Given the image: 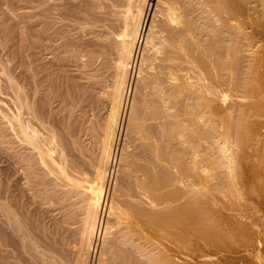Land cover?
<instances>
[{"label": "bare ground", "instance_id": "obj_1", "mask_svg": "<svg viewBox=\"0 0 264 264\" xmlns=\"http://www.w3.org/2000/svg\"><path fill=\"white\" fill-rule=\"evenodd\" d=\"M48 1L44 28L32 31L34 23H26L33 27L27 28L30 66H20L23 49L20 62L15 54L21 75L13 71L18 64L8 67L0 60V80L6 84L1 82L6 87L0 95L1 89L8 90L14 107L7 101L12 110L3 112L5 122L0 117V126L7 124L12 133L3 134L11 143L5 159L11 161L6 159L7 175L0 168V264H92L97 252L96 264H222L229 256L234 264H254L255 259L244 260L230 248L237 233L242 238L233 227L249 230L253 220L261 222L260 216L254 219L258 200L255 182L248 177L255 167L247 164H253L249 157L262 142H253L255 124L249 119L260 107L257 99L250 102L260 94L252 71L254 61L262 58L252 39L264 40V0H82L79 8L73 0ZM54 10L63 17L57 16L61 26L70 19L72 24L73 18L82 21L76 20L77 28L83 27L78 23L86 25L89 36L72 41L79 43L72 52L66 47L71 37L62 36L69 31L67 24L59 32L55 18H49ZM65 16L70 19L63 20ZM45 37L59 43L51 45ZM12 53L8 51L9 57ZM72 64L74 75L67 70ZM66 71L72 73L71 81ZM56 99L68 108L54 106ZM61 110L67 116L58 115ZM56 115L67 120L58 125ZM240 147L248 149L238 155ZM116 148L125 181L117 179L126 185L118 184L124 188L120 203L110 198L102 222L99 203L112 176ZM12 182L20 184L19 195L8 190ZM41 187L45 194L40 195L51 202L45 208L54 214L46 227L41 224L42 231L33 232L32 216L23 209L25 193H38Z\"/></svg>", "mask_w": 264, "mask_h": 264}, {"label": "rangeland", "instance_id": "obj_2", "mask_svg": "<svg viewBox=\"0 0 264 264\" xmlns=\"http://www.w3.org/2000/svg\"><path fill=\"white\" fill-rule=\"evenodd\" d=\"M6 1H8V2H6ZM26 1H27V2H26ZM31 1H32L33 3H28V2H31ZM41 1H42V2H41ZM46 1H48V0H45V1H44V0H35V1H34V0H18V1H17V0H16V2H18V3H16V2L13 3L14 1L11 2V0H0V3H1V4H0V7H1L0 14H4L3 16H5V18H4L2 15H0V22H3V25H2V23H1L2 31H0V37H1V36L4 37V38L1 37L2 39H4V41H2L1 38H0V40H1V41H0V44H1V42H2L1 46L3 45L2 47L4 48V49H2V47H1V49H0V60L2 59V60H1L2 62L6 61V63H3L4 66H5V64H6V65L8 64V65H10V66L12 65L14 68L17 67V64H18V62L21 61L20 59H21V56H22L23 54H24V55L22 56V60H23V62L21 61V63H22L23 65H22L21 63H19V64H21L20 66L23 67V69H24L26 66H30V64H31V63H30L31 60H29V59H31V57L29 58V56H30V54L32 53V47H30V46H31V41H32V40H31V38L29 39L28 36H30V33H31L30 29H32L34 26H35V27L32 29V31H36V30H39V29H43V28H44L43 26H45V22H46L45 19L47 20V17H46L47 15H46V13H45V12H46V11H45V10H46V6H47ZM60 1H61V0H60ZM77 1H78V2H77ZM79 1H80V2H79ZM39 2H40V3H39ZM48 2H50V0H49ZM74 2L76 3L75 5L78 4V5L80 6L81 3H82V0H73V3H74ZM27 3H28V4H27ZM42 3H45V4H42ZM4 4H5V5H4ZM13 4H14V5H13ZM16 4H18V5H16ZM19 4H20V5H19ZM38 4H39V5H38ZM2 5L5 6V7H3ZM8 5H9V6H8ZM12 5H13V6H12ZM25 5H26V7H25ZM40 5H41V7H40ZM78 5H77V6H78ZM21 6L24 7V8L22 9ZM31 6H32V7H31ZM36 6H37V7H36ZM44 6H45V9L43 8ZM79 6H78V8H79ZM81 6H82V5H81ZM12 7H13V8H12ZM19 7H20V9H19ZM30 7H31V8H30ZM36 8H37V9H36ZM39 8H40V9L42 8L41 10H39V11H41V13L38 12V9H39ZM16 9H17V10H16ZM22 10H23V11H22ZM24 10H26V13H24V12H25ZM33 10H35L34 12H35L36 14L38 13V15H36V14L33 12ZM36 10H37V11H36ZM1 11H2V12H1ZM3 11H4V12H3ZM5 11H6V12H5ZM13 11L15 12V14H14ZM27 11H28V16H29V15H30V17L32 16L31 19H30V17L27 16ZM31 11H32V12H31ZM56 11H57V10H56ZM56 11L54 10V11L49 15V18H50V19H51V18H52V19L55 18V19H54V21H55V24H54L55 26H54V27L57 28L59 32H62L63 30L65 31L66 29L69 30L68 33H67V31H65V32H62L63 34H62V33H61V34H62V36H64V35L66 34L65 37H71V39H72L71 42H69V39H68V38H66V39L68 40L69 43H73V45H72V44H68V42H66V43H67V44H66V45H67L66 47H68V45H70V47H68L69 49H68V48H67V49H68V51H71V52H72L71 47H72V48H74V47H75V48H79V46H78L79 43L76 44V45L74 46V44H75V42H76L75 40H77L79 37H81L82 40L84 41V40L86 39L84 36H86V37L89 36V35L87 34V32L85 33V31H86V29H85V28H86V25H84V24H85L84 22H83V24L78 23V25L80 24V25L83 26V27L80 26L79 28H81V29H79V28L76 27V25H77V24H76V20H77V22H82L80 19H79V20L76 19V18L74 19L73 17H75V16H71V17L73 18L74 21H72L73 23L71 22L72 24H69V23H70V20H72V19H70V16H69V17H68V16H65L66 18L64 17L63 20H65V19H67V18H69L70 20L68 19L69 21H67V20L63 21L64 25L61 26V23H62V22H61V20H60L61 18H59V17H62V16L56 15V14L58 13V11H57V12H56ZM10 12H12V13H10ZM21 12H23V13H21ZM29 12H30V13H29ZM16 13H17V14H16ZM18 13H19V14L21 13V14L18 15ZM33 13H34L35 15H34ZM53 13H54V14H53ZM5 14H9V15H5ZM23 14H25V15L27 16V19L29 18L30 20H27L26 17H23V19H25L26 21L23 20V19H22ZM31 14H32V15H31ZM44 14H45L46 16H45ZM21 15H22V16H21ZM42 15H43L45 18H44ZM51 15H53V16L56 15V17L59 16V17H57V19L59 18V19H58V22H57L56 17H55V16L52 17ZM6 16H8L9 18L6 17ZM33 16H34V17H33ZM39 16H40V17H39ZM41 16H42V17H41ZM50 16H51V17H50ZM2 17H3V18H2ZM13 17H14V18H13ZM1 18H2V19H1ZM35 18H36V20H35ZM38 18H39V19H38ZM62 18H63V17H62ZM6 19H7V20H6ZM15 19H16V20H15ZM21 19H22V20H21ZM41 19H42V20H41ZM8 20H9V22H7ZM33 20H34V21H33ZM38 20H39V21H38ZM16 21H17V22H16ZM20 21H21V22H20ZM28 21H30L31 23H34V24H32L33 27H32V26H28V25H31L30 22H28ZM32 21H33V22H32ZM36 21H38V22L41 23V24H39V23L36 22ZM41 21H43L44 25H42L43 23H42ZM44 21H45V22H44ZM27 22H28V23H27ZM35 22H36L37 24H36ZM66 22H68V23H66ZM4 23H5V24H4ZM10 23H11V24H10ZM19 23H20V26L22 27V28L20 27L22 30L25 28L24 31H22V30L16 28V27L19 28ZM22 23H23V24H22ZM24 23H25V26H27V27L24 26ZM26 23H27L28 25H26ZM246 23H247V22H246ZM7 24H8V25H7ZM12 24H13V25H12ZM15 24H16V25H15ZM17 24H18V25H17ZM66 24H67L68 27L70 26V27H69L70 29H69L68 27H67L66 29H65V28L63 29V26L65 27ZM68 24H69V25H68ZM248 24H249V23H248ZM248 24H247V25H248ZM4 25H5V26H4ZM14 25H15L16 27H14ZM39 25H40V26H39ZM73 25H75V26H73ZM59 26H61V29L58 28ZM71 26H72L73 28H72ZM248 26H249V25H248ZM3 27H4V31H6V30H7L8 32L10 31V32H9V33H10V34H9L10 36H9L8 34H6V35L3 36V34L8 33L7 31H6V32L3 31ZM6 27H7V28H6ZM28 27H29V28L32 27V28L27 29ZM40 27H41V28H40ZM42 27H43V28H42ZM84 27H85V28H84ZM1 28H0V30H1ZM8 28H9V29H8ZM11 28H12V29H11ZM36 28H37V29H36ZM75 28H76V29H75ZM82 28H83V29H82ZM16 29H17V30H16ZM62 29H63V30H62ZM84 29H85V30H84ZM21 31H22V32H21ZM26 31H27V32H26ZM28 31H29V35H28ZM2 32H4V33H2ZM24 32H25V33H24ZM83 32H84V33H83ZM13 33H14V34H13ZM20 33H21V34H20ZM22 33H23V34H22ZM78 33H79V34H78ZM80 33H81V34H80ZM1 34H2V35H1ZM68 34H70V35H68ZM13 35H14V36H13ZM19 35H20V36H19ZM72 35H73L74 37H77V35H78V37L75 39V38H72V37H73ZM87 35H88V36H87ZM7 36H9V37H7ZM82 36H83V37H82ZM13 37H14V38H13ZM21 37H22V38H21ZM23 37H24V38H23ZM30 37H31V36H30ZM12 38H13V39H12ZM16 38H17V41L15 40ZM20 38H21L22 40H21ZM45 38L47 39V37H45ZM50 38H51V37H50ZM8 39H9V40H8ZM27 39H29V41H27ZM46 39L43 38V40H42V39H41V40L44 41V40H46ZM23 40H24V41H23ZM82 40L80 39L79 41L83 42ZM252 40H253V43L255 42V44H257L258 47L260 48V49L258 48V50H260L261 52L259 51L258 54H259V57L262 56V58L260 57L262 60L259 59L260 61H259V60H258V61L256 60L257 62L254 61V63H253V65H254V66H253V69H254V68H255V69H254V71H252V74H253L252 76H253V78H255V79H254V82H256V83H254V82H253V83H254V84H259V85H258V88H259V90H260V94H258L257 96L255 95V97H254L255 99H253V100L250 101V102L252 103V102H254V101L257 99L256 101L260 104V105L258 104V105L260 106V107H258L260 110L258 109V111L256 110V113L250 115V119H249V121H250V120L253 121V122L251 121L252 126L255 124V126H253V129H252L253 131L251 132V133H252L251 138L253 139V142L255 141V143H256V145H257V141H258V142H261V139H262V142H263V143H262V142H261V143H258V146H256L255 153L252 152L253 154H255V155H254L255 159H254L253 156H252L253 158L249 157V159L252 160L251 163H253V164H249V163H248L249 165L247 164V168H248L250 165H251V166L253 165V167H255V168H252V167H251L253 170L250 169L251 171H248V177H249V179L252 181V183L255 182V183L253 184V185H254L253 187H255V186L257 187V186H258L257 188H256V187L254 188V189H255V190H254V193L256 192V193H255V197H254V199H255V201H256V200H258V201H256L257 203L255 202V205H254V203H253V205L255 206V208H258V210H256V209L254 208V206H253V208H252L253 211H252V210H251V211H252L253 214H254V219H256L255 221H257V220H258V217L260 216L258 222H259V221L262 222L263 219H264V206H262V205L264 204V199H263V198H264V196H263V195H264V193H263V192H264V189H262V188L264 187V180H263V178H264V176H263L264 169L262 170V168H264V106H263V105H264V104H263V103H264V57H263L264 55H262V54H264V49H263V48H264V40H261V39L259 40V39H257V37L253 38ZM258 40H259V41H258ZM8 41H9V42H8ZM18 41H19V42H18ZM46 41L49 42L50 40L47 39ZM55 41H57V43H59V42H58L59 40H55ZM55 41H53V42L50 41V42H51V45H52V44L54 45V44L56 43ZM72 41H75V42H72ZM4 42H5V44H4ZM6 42L9 43L8 46H7L8 48L5 46V45L7 44ZM10 42H11V43H10ZM27 42H28L29 44H28ZM256 42H257V43H256ZM21 43H22V44H21ZM23 43H24V44H23ZM42 43H46V42H42ZM76 43H77V42H76ZM16 44H17V45H16ZM18 45L21 47V49H20V47H19ZM26 45H27V46H26ZM29 45H30V46H29ZM257 45H256V46H257ZM262 45H263V46H262ZM9 46H10V47H9ZM28 46H29V47H28ZM5 47H6V48H5ZM9 48H10V49H9ZM24 48H27V49H24ZM28 48H31V50H30V49L28 50ZM75 48H74V49H75ZM5 49H6V51H5ZM11 49H12V50H11ZM22 49H23L24 52L22 51V52H21L22 55H21V54H20V50H22ZM70 49H71V50H70ZM74 49H73V51H75ZM14 50H15V51H14ZM25 50H26V51H25ZM76 50H77V49H76ZM8 51H9V53L13 52L12 55H13V54H14V55L16 54L18 57H20V58H19V61H18V58H16L17 56H16V55H15V56L13 55V57H11V56H10V57H11V58H14V59L16 58V61H15L14 59H12V61L10 62V61H9V60H10V57H9V55H8ZM10 51H11V52H10ZM16 51L19 52V53H16ZM27 51H28V52H27ZM29 51H31V52L29 53ZM25 53H26V55H25ZM260 53H262V54H260ZM19 54H20V55H19ZM10 55H11V54H10ZM27 55H28V57H27ZM3 56H4V57H3ZM7 57H9V60H8ZM50 57H52L51 54H50ZM23 58H25V59H23ZM27 59H28V60H27ZM3 60H4V61H3ZM7 60H8V61H7ZM24 60H25V61H24ZM17 61H18V62H17ZM26 61H27V63L29 62L30 64H29V63L27 64ZM7 62H10V63H7ZM16 62H17V63H16ZM24 62H25L27 65H26ZM14 64H16V66H15ZM19 64H18V67H19V68L16 69L17 71H16L15 69H13V67H11V68L13 69V71L17 72L16 74L21 75L19 72H21L20 70H21L22 68L19 66ZM8 65H7V66H8ZM74 65H75V64H72L71 66H69L67 70L71 69V67L76 68ZM10 66H8V67H10ZM24 66H25V67H24ZM11 68H10V69H11ZM73 68H72V69H73ZM12 69H11V70H12ZM19 69H20V70H19ZM23 69H22V70H23ZM27 69H29V68H27ZM72 69H71V70H72ZM56 71H57V70H56ZM56 71H55V75L52 76L53 78H54L55 76L58 75V74H56V73H57ZM69 71H70V70H69ZM69 71H68V72L66 71V72H67V75H68ZM72 71H73L72 73H73V75H74L76 71H75V70H72ZM23 72H24V70H23ZM70 72H71V71H70ZM72 73H71V76H70V74L68 75V76H70V77L68 78L70 81L72 80ZM14 74H15V73H14ZM53 74H54V73H53ZM260 74H261V75H260ZM259 75H260V76H259ZM261 77H262V79H261ZM2 78H3V77H2ZM54 79H55V78H54ZM258 79H259V80H258ZM1 80H2V79H1ZM1 80H0V84H2V83L4 82L3 80H2V81H1ZM65 80H66V82H68L67 85H69V82H70V81H68L67 79L64 78V82H65ZM1 82H2V83H1ZM66 82H65V83H66ZM3 84H5V82H4ZM3 84L0 85V88H1V87H4V86L6 85V84H5V85H3ZM259 86H260V87H259ZM5 87H6V86H5ZM63 88H64V87H63ZM1 90H3V93H4V94L0 95V99L2 98V101H0V102H1V103H0V110L3 109L2 111H0V112L2 113V114H0V117H1V119L3 118V121H4V116H3L4 114H3V112H4V113L10 112V109H11V108L9 107L8 104L11 103V102H9L10 100H8V99L11 98V97L7 98V97L10 95L9 92H8V90H4V88L1 89ZM70 90H71V89H70ZM73 91H74V90H73ZM7 92H8V93H7ZM72 93H73V92H72V90H71V91H69V93H67V94H70V95H71ZM261 93H262V94H261ZM6 94H7V95H6ZM3 95H4V96H3ZM6 96H7V97H6ZM259 97H260V98H259ZM3 98H4V99H3ZM130 98H131V97H130ZM261 98H262V99H261ZM258 99H259V100H258ZM4 101H5V102H4ZM7 101H8L9 103H6ZM57 101H58V99H56V100L53 101L54 103H56V104H53L54 106H57V107H58V106H63L64 109H65V107L68 108L67 105H65V103L62 104L63 101H58V102H57ZM256 101H255V103H257ZM262 101H263V102H262ZM2 102H3V103H2ZM64 102H65V100H64ZM261 102H262V103H261ZM57 103H58V104H57ZM6 104H7V105H6ZM59 104H60V105H59ZM10 105L12 106V108H14L13 105H12V103H11ZM64 105H65V106H64ZM2 106H3V107H2ZM261 106H262V107H261ZM8 107H9V109H8ZM5 109H6V110H5ZM8 110H9V111H8ZM11 110H12V109H11ZM65 110H66V109H65ZM61 111H63V110H61ZM61 111L58 113V115H62V114H63V116H67V115L65 114V113H66L65 111H63V112H61ZM257 113H258V114H257ZM64 114H65V115H64ZM63 116H62V118H63ZM56 117H57V115H56ZM58 118H60V116L57 117V119H58ZM57 119H56V121H57ZM65 119H66V117L63 118V119L60 118L59 120L61 121V123H60V121L58 120V123H59L58 125H61V124H62V121H63V123H64V122L67 120V119H66V120H65ZM4 122H5V121H4ZM4 122H3V123H4ZM1 123H2V122L0 121V124H1ZM259 123H260V124H259ZM256 124H257V125H256ZM261 124H262V125H261ZM6 126H7V124H6ZM6 126L3 125V124L0 126V127H1V128H0V131L2 132V133L0 132V137H1V135L5 134V133H6V135H7V133H8L7 136H9V135L12 134L11 131H10V133L8 132V131H9V130L7 129L8 126H7V128H6ZM259 126H261V127H259ZM2 128H4V129H2ZM257 128H259V129H257ZM2 130H3V131H2ZM7 130H8V131H7ZM5 131H7V132H5ZM253 132H254V133H253ZM258 132H259V133H258ZM122 134L124 135V132H121V134H120V135H121V136H120L121 139L119 138V140H121V141H123V135H122ZM6 135H3L4 138H3V137L0 138V141H1V140L4 141V142L1 141L2 143H0V145H1V146L3 145L4 148H7V149H4V148L1 149L2 147L0 146V147H1V148H0L1 152L3 153V150H4V152H5V153H4L5 156H4L3 154H0V158H1V155H2V158H3V159L1 158L2 161L0 160V164H1V165H0V168L2 169V167H3L2 172L4 173V176H5V174L7 175V174L9 173V172L7 173L5 170H6V168H7V164H8V163H9V167H10V161H11V158H9V156H8V158H6V159H8V160L10 159L9 162H7V160L5 159V157H6L7 153H8L7 151L9 150L8 148H10V147L8 146L9 141L6 140V139L9 140V138H7ZM11 136H12V135H11ZM5 137H6V138H5ZM9 137H10V136H9ZM260 137H261V138H260ZM119 140H118V142H119L120 144L118 143L117 147H118L119 149H121L120 147L122 146V143H123V142H121V141H119ZM259 140H260V141H259ZM5 142H6L7 145L3 144V143H5ZM261 144H262V145H261ZM9 145H11V143H9ZM120 145H121V146H120ZM260 145H261V146H260ZM262 146H263V148H262ZM259 147H261V148L259 149ZM118 148H116L117 150L115 151V155H116V157H114V159H116V160H115V163H114V165H113L114 167H115V166H116V167L114 168V167L112 166L113 169L111 168V170H112L113 172L111 171V175H112V176L110 177V181H109L108 186H107V189H106L107 191H105V189H104L103 195H102V197H101V201H100V203H99V207H100V208L102 207V208L104 209V210H103L104 213H102V216H101L102 219H103L102 222H105L106 219H107V209H108V204L110 203V202H109V201H110V198H111V200H115L114 202H118V203H120V199H121L120 196H121V194H122V192H123L122 189L125 188V186H124L123 184H125L126 182H125V183H124V182H123V183H120L121 181H119V179L122 180V181H125V179L122 178L123 175L121 174V169H120L121 167H119V166H120V161H119V160H120V157H118V156H120V153H119L120 150H119ZM241 149H242V148L240 147V150H238V155H241V154H242V153L239 154V153H240L239 151H241ZM245 149H248V148L245 147ZM245 149H242V151L245 150ZM5 150H6V151H5ZM257 150H258V151H257ZM10 151H11V149H10ZM242 151H241V152H242ZM1 152H0V153H1ZM11 152H12V151H11ZM116 152H117V153H116ZM258 152H259V153H258ZM252 153H251V154H252ZM118 154H119V155H118ZM3 156H4V157H3ZM250 156H251V155H250ZM118 158H119V159H118ZM258 158H259V160H257ZM262 159H263V160H262ZM5 160H6V161H5ZM253 160H254L255 162H254ZM118 163H119V164H118ZM254 163H255V164H254ZM256 163H257V164L259 163V164H258L259 166H258ZM3 164H4V165H3ZM116 164H118V167H119V168H118V169H119L118 171H115V170H117V165H116ZM262 164H263V165H262ZM2 165H3V166H2ZM255 165H256V166H255ZM4 166H5V167H4ZM260 166H261V167H260ZM249 168H250V167H249ZM249 168H248V169H249ZM1 169H0V170H1ZM4 169H5V170H4ZM9 169H10V168H9ZM248 169H247V170H248ZM254 169H255V170H254ZM3 170H4L5 172H4ZM257 170H258V171H257ZM260 170H262V171L260 172ZM119 171H120V173H118ZM253 171H254V172H253ZM256 171H257V172H256ZM0 172H1V171H0ZM2 172L0 173L1 176H2ZM116 172H117V174H116ZM252 172H253V173H252ZM255 172H256V174H255ZM260 173H261V174H260ZM115 174H116V175H115ZM118 174H120V175H118ZM251 174H252V176H251ZM253 174H254V175H253ZM259 174H260L261 176H263V177H261ZM121 175H122V177H120ZM256 176H257V177H256ZM258 176H259L260 180L258 179ZM91 177L93 178V176H91ZM118 177H119V179H117ZM251 177H252V179H251ZM253 177H256V178H253ZM92 178L89 177L90 180H91ZM9 179H10V178H7L8 181H9ZM114 179H115V180H114ZM254 180H255V181H254ZM20 181L22 182V180H20ZM117 181H119V183H118ZM258 181L260 182V184H259ZM21 182H20V183H21ZM261 182H262V183H261ZM12 183H13V182H12ZM12 183L9 184V187L12 186V188H10V189H8V190H11V192L14 191L13 193H14L15 196H16V192H15V191H16V190H17V191H18V190L20 191V188L18 189V186L20 187V184L14 182V183H13V184L15 185V186H14ZM15 183H16V184H15ZM17 184H19V185H17ZM114 184L116 185V188H115V190H112V188L114 189ZM118 184H120V185L122 184L121 186L119 185L120 188H121L122 186L124 187V188L121 189L122 191H121L120 189H118V188H119V187H117ZM262 184H263V186H262ZM16 185H17V186H16ZM125 185H126V184H125ZM260 185H261V186H260ZM9 187H8V188H9ZM14 187H16V188H15L14 190H12ZM42 189H43V188L41 187V188L39 189V191H40V190H41V191H40V192L38 191V193H37L35 190H33V191L31 190V191L29 192L30 194H33L34 192H36V193H34L35 195L33 194L34 196H33V195H30V196H29V193H28V192L25 193V194H27V196L25 195L26 198H25L24 200H25V201L27 200V201L24 202L26 208L24 207L23 209H24V210L26 209V212H27V213L29 212L28 214L26 213L28 217H31V216H32V218H30V219L32 220V222H31L30 219H28V221L31 222L30 225L33 223V224L31 225V229H32L33 232L38 231L39 229L42 231V229L48 225L47 222H48V221L50 222V219H52V217H53L52 214H54V213H52V214L49 213V212H50L49 209H47V207L45 208V205L48 206V207H50V205H47V202L50 203V204H51V202H49V200L47 201V198L43 197V195H40V194H45L44 190H42ZM256 189H257V190H256ZM258 189H259V190H258ZM261 189H262V190H261ZM116 190H117V191H116ZM19 191L17 192L18 195H19V193H20ZM257 191H258V193H257ZM11 192L8 191V193H10V196H11V194H13V193H11ZM31 192H32V193H31ZM41 192H43V193H41ZM116 192H120V193H119V197L117 196V193H116ZM8 193H7V195H8ZM105 193H107V194H105ZM37 194H39L41 197H43L42 199H45L44 202H42L43 200L39 199V196H38ZM111 194L116 195L118 198H117V197H114L113 195H112V197H113V198H112V197H111ZM1 195H3V194H1ZM18 195H17V196H18ZM8 196H9V195H8ZM36 196H37V197H36ZM44 196H46V195H44ZM259 196H260V197H259ZM261 196H262L263 198H262ZM3 197H4V196H0L1 199H2ZM32 197H35L36 199H35V198H32ZM114 198H116L118 201H117L116 199H114ZM1 199H0V200H1ZM28 199H29V200H28ZM254 199H253V200H254ZM2 200H3V199H2ZM9 200H10V202L13 201L12 198H11V199L9 198ZM253 200H252V201H253ZM260 200H261V201H260ZM38 201H40V202L38 203ZM13 202H14V201H13ZM253 202H254V201H253ZM40 203H41V204H40ZM118 203H116V204H118ZM26 204H27L28 208H27ZM28 204H29V205H28ZM30 206H31V207H30ZM257 206H258V207H257ZM29 207H30V208H29ZM104 207H105V208H104ZM28 209H29V211H27ZM36 209H37V210H36ZM42 209H43V211H42ZM46 209H47L48 211H47ZM45 210L47 211V213H48L49 215H48L46 212H44ZM105 210H106V212H105ZM260 210H261V211H260ZM78 212H79V211H77V213H78ZM254 212H256V213H254ZM46 214H47V215H46ZM79 214H80V213H79ZM29 215H30V216H29ZM50 215H51V216H50ZM255 216H257V217L255 218ZM45 217H46V220H47V221H46V220L44 221ZM48 218H50V219H48ZM42 219H43V220H42ZM42 221H43V223H42ZM45 222H46V225L44 224ZM261 222H259V223L256 225L255 223H257V222H254V220H253V225H254V226L251 225L250 223L247 224V227H249L248 225H251V228H252V229L249 227V230L251 229L252 232H254L255 234H254V233L251 234V233H250L251 230H250V232H249V230H248L247 228H245V225H244V226L241 225L242 229H245L244 231H242V229L239 230V229L241 228V227L239 228V225H238V227H233L234 230H235V231L233 230V233H235V235H236V233H237L236 231H239L240 234H242V238H240L241 236H238V233H237V235H236V236H237V239L234 240V242L231 244V248H232V249L230 248V250H231L232 252H233V249L238 250V251H235V250H234V251H235V252H240L239 255L242 256L241 258H245L244 260H249V261H251V260H254V259H255L253 262H255L256 264H258V263L256 262V259H257V258H258L257 261H259V259H261V260H263L262 262H264V250H263V249H264V227H263V226H264V224H263L264 221L262 222L261 225H259ZM34 223H35V224H34ZM41 224L44 225V227H42V229H41V226H42ZM39 225H40V226H39ZM258 225H259V227H258ZM262 225H263V226H262ZM33 226H34V227H33ZM35 226H36V227H35ZM37 226H38V227H37ZM261 226H262L263 228H261ZM32 227H33V228H32ZM243 227H244V228H243ZM256 227H257V229H256ZM37 228H38V229H37ZM236 228H237V229L239 228V229L237 230ZM40 230H39V232H40ZM247 230H248V233L251 234V236L253 235L254 238H257V240H259V242L256 240V241L254 242L255 244H252V241H254V238H253V240H251L252 237H251L250 235L246 236V235L248 234V233H246ZM253 230H254V231H253ZM255 230H257V234H256V231H255ZM39 232H36V234L38 233V234L40 235ZM241 232H242V233H241ZM244 232H245L246 234H245ZM259 232H260V233H259ZM261 232H262V233H261ZM243 234H245V235H243ZM258 234H259V235H258ZM260 234H261V236H260ZM256 235H257V236H256ZM244 236H245V238H244ZM259 236H260V237H259ZM262 236H263V237H262ZM36 237H38V235H37ZM238 237H239V238H238ZM246 237H247V238H246ZM248 237H249V238H248ZM250 238H251V239H250ZM247 239H248V240H247ZM100 241H101V240H100ZM100 241L98 242V245H97V247H96L97 251L99 250V248H100V246H101V242H100ZM261 241H262V242H261ZM256 242H257V243H256ZM251 244L253 245V247L255 246V249L252 247ZM256 244H257V245H256ZM258 245H259V247H258ZM261 245H262V246H261ZM251 247H252V248H251ZM256 247H258V248H256ZM245 248H248V249L250 248L251 250L249 249V251H248V249L245 250ZM239 250H240V251H239ZM252 250H253V252H251ZM244 251H246V253H245ZM241 252H242V253H241ZM249 252H251V253H249ZM255 253H257V254H255ZM260 253H261V254H260ZM244 254L247 255V256H245ZM248 254H249V255H248ZM252 254H253V255H252ZM98 255H99L98 252L95 253V258H94L95 260L92 262V264H94V262H95V264H96V261H97L96 256H98ZM225 257H227V256H225ZM225 257H224V259H226ZM248 257H249L250 259H246V258H248ZM253 257H254V258H253ZM229 259H231V260H229ZM229 259H228V257H227L226 260H228V261L223 260V261H221L220 263L224 262V263H227V264H234L233 262H231L232 260H234V258L229 256ZM249 261H248V262H249ZM229 262H230V263H229ZM246 262H247V261H244V262H243V261H242V262L239 261V263H241V264H242V263L246 264ZM262 262L260 261V264H261ZM224 263H222V264H224ZM250 263L253 264L252 262H250ZM255 263H254V264H255ZM263 264H264V263H263Z\"/></svg>", "mask_w": 264, "mask_h": 264}]
</instances>
